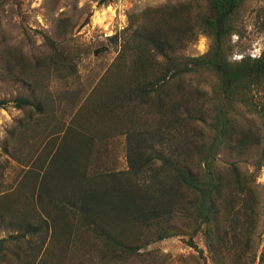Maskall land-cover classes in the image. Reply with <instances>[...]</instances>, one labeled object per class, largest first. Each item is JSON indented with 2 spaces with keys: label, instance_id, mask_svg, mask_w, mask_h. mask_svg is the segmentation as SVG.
Here are the masks:
<instances>
[{
  "label": "trees",
  "instance_id": "1",
  "mask_svg": "<svg viewBox=\"0 0 264 264\" xmlns=\"http://www.w3.org/2000/svg\"><path fill=\"white\" fill-rule=\"evenodd\" d=\"M246 1H168L129 14L128 26L111 37L120 49L100 88L76 120L44 134L14 187L0 193V227L10 231L0 239V264H154L142 249L179 235L194 248L203 235L212 262L262 264L264 249L257 261L254 245L264 131L238 107L264 119V53L232 59ZM255 17L264 32V6ZM200 35L208 51L182 53ZM63 41L47 37L44 55L59 74H73L78 55ZM41 63L21 65L15 77L30 82L47 67ZM202 73L215 78L210 92L193 80ZM10 104L29 110L8 129L5 154L45 115L28 96L0 99L1 107ZM121 134L128 168L103 169L109 137ZM223 151L256 154L254 171L237 159L220 163ZM39 233L51 253L24 252L20 239Z\"/></svg>",
  "mask_w": 264,
  "mask_h": 264
},
{
  "label": "rangeland",
  "instance_id": "2",
  "mask_svg": "<svg viewBox=\"0 0 264 264\" xmlns=\"http://www.w3.org/2000/svg\"><path fill=\"white\" fill-rule=\"evenodd\" d=\"M168 1L184 0H106L104 4L100 0H0V99L28 96L41 101L45 111L43 117L36 118L32 126L26 129L28 133L23 130L12 140V154H5L2 146L8 129L24 117L29 107L19 109L12 104L0 106V193L14 187L12 183L28 168L27 158H30L44 134L52 133L53 129L54 132L64 129L73 118L76 120L83 103L88 102L94 91L100 88L103 75L120 49V45L111 37L128 26L129 14ZM263 6L264 0L246 1L239 20L243 35L233 36L237 48L232 59H239L245 54L260 56L264 53V32L255 26L256 13ZM47 37L59 42L64 40V45H68L66 48L76 52V71L73 74H59L54 67L49 66L44 55L50 51ZM209 45V39L200 35L198 41L182 53L202 55L208 51ZM11 51L15 53L10 54ZM40 57L41 64L47 67L34 71L29 78L30 82L15 77L21 65L34 67L36 59ZM193 80L210 92L215 78L211 74L202 73L198 77L193 75ZM238 110L246 121L264 131L262 117L249 112L244 106L238 107ZM255 158L256 154L231 156L226 151L218 156L220 163L237 159L249 171L255 169ZM102 161L105 163L103 169L128 168L125 135L109 137ZM255 183L260 193V218L255 230L254 245L259 261V254L264 249V166ZM9 234L7 228L0 227V239ZM44 236L45 233L27 236L20 239L19 243L26 253H51L48 238L43 244ZM187 238L179 235L152 242L142 252L151 251L153 254L149 256L147 253L146 259L152 260L154 264H223L211 261V252L206 248L203 235L195 238L198 245L196 248L188 244ZM77 252L73 248L67 250V253ZM82 252L87 253L85 250ZM261 263L264 264V261Z\"/></svg>",
  "mask_w": 264,
  "mask_h": 264
}]
</instances>
